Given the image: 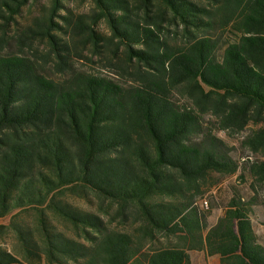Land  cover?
I'll return each mask as SVG.
<instances>
[{"label": "trees", "instance_id": "16d2710c", "mask_svg": "<svg viewBox=\"0 0 264 264\" xmlns=\"http://www.w3.org/2000/svg\"><path fill=\"white\" fill-rule=\"evenodd\" d=\"M92 1L89 21L62 16L63 29L53 20L61 0H51L47 15L10 35L27 0H0V218L44 206L89 242L53 231L40 208V242L14 218L0 225L14 231L26 260L0 246V264H35L41 254L48 264H190L188 250L218 256V264H264V243L249 216L255 195L235 193L206 232L194 204L213 173L238 168L203 114L220 129L258 125L242 145L264 155V0ZM100 19L108 37L93 28ZM169 26L181 44L164 38ZM227 28L237 37L218 59L216 32ZM61 29L70 41L57 35ZM36 40L48 52L38 55ZM11 41L16 50L5 51ZM86 48L110 52L104 65L120 77L72 68L71 58H86ZM49 56L61 77L46 74ZM175 91L189 103L178 102ZM248 169L251 189L264 192V159ZM66 188L116 206L122 222L138 223L139 236L59 199ZM157 235L167 243L144 250Z\"/></svg>", "mask_w": 264, "mask_h": 264}, {"label": "rangeland", "instance_id": "374dc122", "mask_svg": "<svg viewBox=\"0 0 264 264\" xmlns=\"http://www.w3.org/2000/svg\"><path fill=\"white\" fill-rule=\"evenodd\" d=\"M198 2H204V0H196ZM51 5V0H27V2L21 7L20 12L15 15V21L9 27V34L14 35L16 31L21 30L26 25H33L35 19L42 18L49 12V7ZM61 8L56 11L53 16V20L58 22L64 29V23L61 19L62 16H78L84 15L85 19L89 21V16L95 11V5L92 0H61ZM93 28L102 33L105 37L110 35L109 28L104 21L100 19ZM175 27L169 26L166 30L164 29V38L173 45L181 44L183 42L182 38L173 32ZM63 41L69 40V33L66 34L64 30H59L56 32ZM220 36L218 46L216 49V57L221 59L223 50L229 41L236 39L237 34L232 32L229 28L223 30V32H216ZM162 36V37H163ZM71 44V43H69ZM34 48L38 50V55L45 54L48 52L49 46L43 40L34 41ZM16 46L14 43H9L5 48V51L14 52ZM89 49L83 50L82 55L86 58L72 57L70 60V65L72 68L78 70H84L87 72L107 75L112 78L118 79L120 76L116 74L113 68L105 66L107 60L111 53L106 51L101 54H89ZM118 56L122 57V52L119 50ZM38 60H40L38 58ZM54 61L52 57L47 58V62L44 64L46 74L52 77H61L54 75ZM123 79V78H122ZM174 98L180 103H189V101L181 97L177 91L174 92ZM202 122L205 127H207L211 133L220 138L228 147L230 156L237 163V171L233 174L220 175L213 173L210 178V182L202 188L201 194L195 197V207L198 212L205 217L206 230L217 225L219 219L223 216V213L227 207L230 198L236 193L243 200H249L255 195L256 203L250 208L249 216L251 219L252 227L257 235L258 241L264 243V192L263 188L256 186V190L251 189L252 176L249 173L248 165L250 162L259 161L264 159V155L260 153H253L242 145V140L250 129L256 128L258 125L250 122L247 127L242 131H230L225 129H220L217 123V119L210 113H205L202 115ZM57 197L63 201H67L73 207H77L81 210L94 213L102 218L104 223L109 229L127 231L131 233L134 238L139 236L137 232V222L127 220L122 222L116 215V206L110 204L108 201H99L91 192L87 191L85 194L80 195L75 190H70L68 188L64 189L57 194ZM40 208L44 209V215L46 221L53 229V231H58L63 233L67 237H71L75 240L84 242L88 244L89 242L83 237L82 230L80 228H75L68 221L56 216L50 209L44 206H27L21 209L13 211L10 215L0 218V225H8L12 218L18 224L27 226L29 229L33 230L34 237L40 242L39 228V216ZM170 241L174 242L176 239L174 237L170 238ZM145 244L144 250L149 247H157L161 244H166L167 239L157 235L154 242L149 244L146 240L143 242ZM0 246L6 248L10 251H14L18 259L25 262L24 255L19 247L18 240L12 229H3L0 231ZM190 257V264H218V256H209L202 250H188ZM35 264H48L44 254H41V259ZM66 264H76L72 260H68Z\"/></svg>", "mask_w": 264, "mask_h": 264}]
</instances>
